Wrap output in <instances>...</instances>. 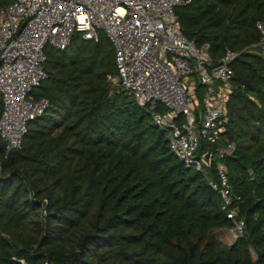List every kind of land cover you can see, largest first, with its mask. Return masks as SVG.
Listing matches in <instances>:
<instances>
[{
    "label": "trees",
    "instance_id": "obj_1",
    "mask_svg": "<svg viewBox=\"0 0 264 264\" xmlns=\"http://www.w3.org/2000/svg\"><path fill=\"white\" fill-rule=\"evenodd\" d=\"M13 0H0V8ZM183 36L211 57L237 54L220 142L245 235L208 178L186 169L133 98L109 82L114 49L75 34L46 48L48 78L33 90L49 107L28 124L19 150L0 151V264H264V0H190L175 10ZM201 104L203 88L197 87Z\"/></svg>",
    "mask_w": 264,
    "mask_h": 264
},
{
    "label": "built area",
    "instance_id": "obj_2",
    "mask_svg": "<svg viewBox=\"0 0 264 264\" xmlns=\"http://www.w3.org/2000/svg\"><path fill=\"white\" fill-rule=\"evenodd\" d=\"M190 0H13L0 8V151L6 157L22 147L28 124L44 115L48 99L33 90L48 78L46 48L66 50L75 34L98 42L105 34L114 49L117 75L109 78L134 99L164 134L169 149L186 168L208 178L214 167L221 210L231 221L233 242L245 235L221 159L234 144L212 151L201 143L220 142L227 122L226 104L232 92L237 57L227 51L215 60L210 45L197 46L180 30L175 10ZM252 48L264 58V22ZM203 88L201 104L197 87Z\"/></svg>",
    "mask_w": 264,
    "mask_h": 264
},
{
    "label": "rangeland",
    "instance_id": "obj_3",
    "mask_svg": "<svg viewBox=\"0 0 264 264\" xmlns=\"http://www.w3.org/2000/svg\"><path fill=\"white\" fill-rule=\"evenodd\" d=\"M218 240L225 246H229L233 243V239L228 229H221L216 232Z\"/></svg>",
    "mask_w": 264,
    "mask_h": 264
}]
</instances>
